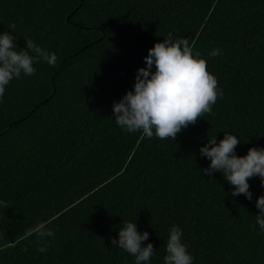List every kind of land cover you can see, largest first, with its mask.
Wrapping results in <instances>:
<instances>
[{"label": "trees", "instance_id": "obj_1", "mask_svg": "<svg viewBox=\"0 0 264 264\" xmlns=\"http://www.w3.org/2000/svg\"><path fill=\"white\" fill-rule=\"evenodd\" d=\"M5 31L58 59L35 62L0 101V264H135L112 245L129 221L150 234L148 264H165L173 225L193 264H264L261 178L249 180L251 201L233 196L200 155L225 132L238 156L264 148V0H0ZM169 32L203 54L223 91L175 141L128 133L113 114ZM40 225L54 232L43 254Z\"/></svg>", "mask_w": 264, "mask_h": 264}, {"label": "clouds", "instance_id": "obj_2", "mask_svg": "<svg viewBox=\"0 0 264 264\" xmlns=\"http://www.w3.org/2000/svg\"><path fill=\"white\" fill-rule=\"evenodd\" d=\"M15 32L16 24L9 25ZM16 36L5 31L0 33V101L5 95L6 86L13 79L33 76L35 62H46L50 66L57 63L55 52L40 47L25 36L26 48H19L14 41ZM30 53H34L32 55ZM211 57L223 55L215 48L208 53ZM146 67L138 69L134 91H128L119 102L113 104L116 124L128 133L141 132L144 137L153 136L161 140H176L177 135L189 125H195L199 118L211 114L213 105L223 96L217 77L208 70L207 60L187 38H174L169 32L163 42L155 43L144 58ZM153 66L155 71L153 72ZM240 140L237 135L225 132L217 143L216 137L200 149V155L210 160V165L202 172L211 176L220 172L232 186V195H244L249 201L253 193L249 190V180L260 177L264 185V148L252 147L247 155L238 156L236 148ZM0 206L8 208L7 201L0 200ZM259 214L256 224L264 234V195L256 201ZM35 234L41 240L37 248L40 253L48 250L44 237L54 235L50 228L40 225ZM149 233L139 232L136 222H123L118 241L112 240L113 247H119L135 258V264H148L154 254V246L144 241ZM182 229L173 225L166 243L165 264H193V256L188 245L182 241Z\"/></svg>", "mask_w": 264, "mask_h": 264}]
</instances>
